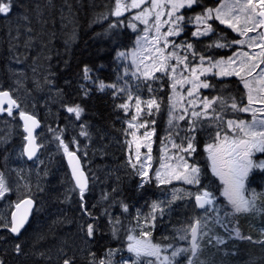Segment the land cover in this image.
<instances>
[{
  "label": "rangeland",
  "instance_id": "1",
  "mask_svg": "<svg viewBox=\"0 0 264 264\" xmlns=\"http://www.w3.org/2000/svg\"><path fill=\"white\" fill-rule=\"evenodd\" d=\"M130 2L131 0H121L122 4H130ZM160 2L165 6L154 10L147 24L134 17L144 8L150 7L151 0H145L140 8L122 11L121 15L131 11L129 27L135 32L136 37L130 50L116 55L122 66L123 77L128 81L125 86L126 91L135 92L136 88L141 91L146 87L151 91L152 81L159 76H162V81L166 79L168 83L167 108L158 145L155 143L154 122L146 116L150 112L155 114V105L152 107H155L153 110L147 105V101L152 99H143L141 95L131 93L124 101L127 108L122 107L123 103L119 104L121 114L128 116L126 119L127 137L119 142V149L122 153L113 155L114 148L109 149L111 147H106L110 153H105L103 141L98 136L99 130L97 127H91L85 120L84 111H81L79 118L74 112H68L69 107L74 108L76 105L63 104L58 90L53 86V89L47 90V95L44 97L38 98L33 94V101H31L22 85L19 87L20 82L23 84L27 82L24 76L25 71L21 73L18 66L17 70L13 69L12 76L8 77L7 83L10 85L8 92L18 105H22L21 111L26 109L27 103L32 112L27 113L36 117L42 125L35 135L39 153L34 160L27 162L22 153L24 137L19 122L20 110L13 111L11 116L7 111L0 113V147L6 146L5 152L0 157V174L8 188V191L0 197V264H63V260L66 259H73L74 262L71 264H92L87 258L89 239L85 234L86 215L83 213V206L87 202L79 199L81 196H78V200L82 201L83 205L73 199L72 191L76 190L65 164V148L79 157L91 192L102 195L104 202L109 205L111 214H107V217L111 222L112 217L116 220L112 224L117 227L119 218H122L119 215L120 212L127 220H131L123 226L124 230L130 231L125 237L124 246H127L129 235L157 244L152 238V233L158 231L156 238L161 242L164 240L165 247L159 243L162 249L160 260L155 257H140L139 264H145L147 260L154 261V264H161L164 256L172 258V252L177 249L188 251L181 252L179 256L173 258L175 264H187L191 257L188 245L189 230L194 220L199 221L200 230L197 241L198 252L193 256L192 264H264V197L255 201V207L252 210L236 213L225 197V201H221L215 195L216 203L211 208L201 211L195 209L193 198L202 190H211L213 194H216L217 187L214 178L218 177L212 173L214 178L207 180L200 175L199 185L188 184L182 178H176L185 174L183 168L185 161L188 165L194 166L188 160L192 156V151L183 149L187 147L189 139L194 137L193 132L196 129H201L203 132L204 151L208 159L206 146L216 142L217 131H221V136H223L222 130H226L228 120L251 122V113L234 109L232 111L238 114V118L216 119L217 116L211 115L214 103L207 109V117H205L203 102L207 97L204 92L212 87L193 88V83L207 82L210 85L212 78L223 80L234 77L246 93L244 103H235L239 104V107L247 106L248 90L239 77L218 75L216 69H211L203 75H200V72L202 68H210L211 64L219 60L227 61L240 52H249L257 56L264 49L259 46H250L249 41H252L254 45H263L259 38L261 36L260 27L242 36L227 24L220 23L219 20L207 21L209 25L215 21L230 29L237 37L235 41H245L243 45L233 42L224 43L219 37L207 39L212 31L207 34L193 35L198 28L203 31L204 26L197 23L195 19L197 15H187L184 20L177 22L181 29L179 35L166 37L169 43L165 48L163 33L172 27L167 16L171 6L167 0H160ZM227 2L237 3V0H227ZM238 2L243 4L246 0H238ZM253 2L257 4L256 11H260L258 0H253ZM222 3H225V0H220L216 7ZM188 8L190 7L179 9L173 14L171 20H175L177 15L183 16L181 11ZM206 10L200 15H204ZM156 11L163 13L159 34L155 29ZM248 11L251 12V9ZM255 19L259 20L257 16ZM237 26L238 28L245 27L244 20L241 19ZM252 26V24L247 25V27ZM185 31H189L188 37L190 36L197 44L184 37ZM157 35L161 37L158 44L154 43ZM145 37H147L146 40ZM189 44L192 45L191 48L187 47ZM217 44L224 46L217 47ZM233 46L235 49L225 58L212 59L206 55V52L213 48L227 51ZM157 48H163L164 54L175 53V56L166 61L170 66L168 72L155 71V66L159 62L157 58H162L161 53L156 51ZM121 53L124 55H120ZM176 57L180 58V63H177ZM184 57L187 59L184 60ZM171 66L176 67L174 73L171 72ZM193 68L196 69L195 74L191 71ZM261 70H264V64L255 70L254 76L258 75ZM196 76H199L198 81ZM247 79L251 80L253 77H247ZM174 83L176 84L175 89L172 87ZM123 89L121 85L115 88L119 92H123ZM189 90L193 93L191 96L188 95ZM137 99L140 100L139 105L136 103ZM232 103L227 102V105L231 107ZM253 107L261 108L264 105L257 103ZM193 112L201 113V115L193 116ZM180 116L184 119H180ZM145 133L148 135L146 136ZM230 135H232L231 132ZM255 153L264 156V153ZM97 157L101 160L99 165H97ZM113 161L116 162L113 163ZM209 167L211 168L210 164ZM158 172L163 183L157 179ZM142 173L147 175H142ZM123 175L127 176V187L131 189L133 184V189H129L126 199L120 195L114 196ZM157 188L159 190H156ZM222 190L219 191L221 195ZM248 190L246 196L249 199H251L253 190L257 193H264L263 186L260 189ZM96 194H94L95 197H97ZM25 197L34 201V209L23 234L18 239H14L7 231V228H10V213L13 205ZM66 200L68 204L65 203ZM74 201H76L75 204L71 205ZM112 210L118 211L119 218L111 217ZM158 225L159 229H157ZM142 232L150 233V235L142 236ZM17 245H19V250H17ZM124 246L117 245L120 248L103 251L106 254L103 257L99 255L102 260L94 264L122 262L123 260H117L118 258L115 257L120 254V251L124 252ZM134 261L132 264H137L138 260L134 259Z\"/></svg>",
  "mask_w": 264,
  "mask_h": 264
},
{
  "label": "trees",
  "instance_id": "2",
  "mask_svg": "<svg viewBox=\"0 0 264 264\" xmlns=\"http://www.w3.org/2000/svg\"><path fill=\"white\" fill-rule=\"evenodd\" d=\"M219 1L198 0L181 13L184 17L200 15L208 8H215ZM6 2L10 4V11L7 14H0V91L9 90L8 77L10 78L13 69L17 70L19 66L21 73L25 71L24 76L27 80L26 84L20 82L19 87L22 85L31 101L33 94L38 98L44 97L47 90L53 86L58 90L63 104L78 105L84 111L85 120L91 127H97L99 130L98 136L103 141L105 153H110L106 147H111L109 149L115 150L113 155L122 153L119 142L127 137L128 116L121 114L119 104H124L131 93L141 95L143 99H154L159 107L157 109L155 106L154 115L150 112L146 116L154 122L155 143L158 145L167 108L168 83L166 79L162 81V76H159L152 81L151 91L148 87L141 91L138 88L135 92L126 91L128 81L123 77L122 66L116 58L117 53L130 50L135 41L136 34L129 27L131 11L120 16L114 15L117 0H6ZM211 27L212 33L207 39L219 37L222 42L228 43L237 38L230 29L215 21ZM188 34L189 31H185L184 37L197 44L190 36L188 37ZM234 49L235 46L227 51L213 48L207 51L206 55L212 59L225 58ZM85 67L89 69L87 79ZM101 83L105 85L103 90L100 89ZM119 85L124 87L123 92L115 90ZM210 86L212 88L204 92V95L207 100L216 101L212 105L211 115L221 119L238 118V114L227 105V102L240 104L245 102L246 93L238 80L234 77L223 80L212 78ZM19 107L21 111L22 105L19 104ZM23 111L32 113L27 103ZM193 135L192 142L196 150L188 160L200 169V175L204 179L209 178L201 129H196ZM5 150L6 146L0 147V157ZM96 160L99 165L100 158L97 157ZM126 177L123 175L119 184L117 183L118 189L114 196L127 198L130 188L127 187ZM72 193L73 199L78 200L76 191L74 193L73 190ZM65 203L68 204L67 200ZM105 205L107 214L110 215L109 205L106 202ZM117 212L112 210L114 216L118 217ZM119 215L122 216L118 217L119 221L126 219L121 212ZM156 236L158 231L152 233L155 243L164 245V240L161 242Z\"/></svg>",
  "mask_w": 264,
  "mask_h": 264
},
{
  "label": "snow or ice",
  "instance_id": "3",
  "mask_svg": "<svg viewBox=\"0 0 264 264\" xmlns=\"http://www.w3.org/2000/svg\"><path fill=\"white\" fill-rule=\"evenodd\" d=\"M198 0H167V3L170 4L171 10L167 12V16L171 21L172 27H169L168 30L163 33L164 47L166 48L168 45V41L166 37L179 35L181 29L179 27L178 21L184 20V16L177 15L175 20H171L174 13L178 12L179 9L184 7H192L194 3H197ZM145 3V0H131L130 4H122L121 0H117L116 10L114 15L120 16L124 9H136L140 8L142 4ZM258 4L260 7V11L257 12V4L253 2V0H246L245 3L240 4L237 0V3H228L225 0V3L220 4L219 7L208 8L204 15H197L195 17L198 24L203 25V31L199 28L197 32L193 33V35L198 34H207L212 31L211 25L207 23V21L211 19L219 20L222 24H227L228 27L232 28L234 31H238L240 35L245 36L248 32L255 31L257 27L264 26V19H255L256 16L264 17V0H258ZM165 5L160 2V0H151V6L148 8H144L138 15L134 17V19L140 20L142 23L147 24L148 19L151 16L152 12L157 9L163 8ZM251 9V12L248 11ZM10 11V4L6 2V0H0V14H7ZM213 13L215 15L213 16ZM163 13L161 11H156L155 15V29L157 34L160 33V24H161V15ZM243 19L245 23V27L238 28L239 21ZM248 24H252V27H247ZM133 27H135L133 25ZM260 39H264V35L259 37ZM145 40L147 37L144 38ZM161 39L160 35H157L154 38V43H159ZM233 43H238L243 45L245 43L244 40L233 41ZM250 46H259L264 49V45H254L252 41H249ZM217 47H223L224 45L217 44ZM188 48H191L192 45H187ZM157 52L161 53V57H158V65L155 66V71H163L168 72L169 65L166 61L175 56V53L164 54L163 48H157ZM120 55H124L121 53ZM135 55V54H134ZM177 63H180L181 60L179 57H176ZM184 60L187 57L183 58ZM258 62H254L257 61ZM201 61H203V57H201ZM261 64H264V50L257 54V56L251 55L249 52H240L237 53L235 57H230L227 61L219 60L215 63L211 64L210 68H202L200 75H203L205 72L210 71L211 69H216V74L218 75H235L241 79L244 83V87L248 90V105L239 107L235 102L231 104V108L237 111H242L246 113L252 114L251 122H246L244 120H240L239 122L235 120L227 121L226 130H222L224 132L223 136H221V131L216 132V142L209 143L206 146V151L208 153V160L210 161L211 171L217 176L223 185L222 195L228 201V204L231 205L233 210L236 213L248 212L255 207V201L264 197V193H257L255 190L251 192V199L246 196V193L249 191L246 187V181L248 180L249 174L253 169L264 170V160L256 161L254 160L253 154L254 152L264 153V107L256 108L253 107L254 104L264 105V70H261L260 73L254 76V72L257 68L260 67ZM236 65V67H233ZM176 67L171 66V72H175ZM192 73L195 74L196 69H191ZM85 78H88L89 69L85 67ZM145 76H148V73H145ZM247 77H253V79L249 80ZM187 79V78H184ZM196 80H199V76H196ZM258 85V86H254ZM210 85L207 82H199L193 83V88H208ZM105 85L101 83L100 89L103 90ZM114 87V85H112ZM173 89L176 88V84L172 85ZM256 93V95H254ZM193 93L191 90L188 91V95L191 96ZM7 103V108L3 107L4 103ZM215 100H207L205 99L204 103V112L203 115L207 117V109L211 107ZM137 105H139L140 100L137 99ZM148 107L151 109L153 105H155L158 109L159 105L156 103L154 99L147 101ZM13 107L18 108L16 100L12 99L7 91H0V112L7 111L8 115L11 116L13 113ZM122 107L127 108V104L122 105ZM175 107V105H173ZM68 112L75 113L76 117L79 118L82 109L77 105L76 107H69ZM19 115L21 119L25 121L24 129L27 132V137L30 142H33L32 129L28 126V121H31L33 126H38L37 121L31 116L26 114L24 111H20ZM193 116L199 117L201 113H192ZM220 117H216L219 119ZM180 119H184L183 116H180ZM171 123V121H170ZM143 126V125H141ZM231 132L232 135L228 133ZM147 136L148 134L145 133ZM193 138L189 139L187 147L184 148V151L191 150L194 152L196 149L192 143ZM175 146V145H174ZM150 150V148H149ZM65 152L71 157L72 153L68 152V149L65 148ZM35 155V149L29 152V158ZM151 157H149L150 159ZM183 159V158H181ZM184 173L181 176H177V179L182 178L185 183L188 184H200V169L196 166H190L185 161L183 164ZM76 169H73V174H76ZM82 176L83 173H80ZM142 175H147L146 173H142ZM157 179L160 180V174L157 173ZM163 183V180H160ZM77 184L80 187L81 197L83 198V193L85 191L86 184L81 183L80 179H77ZM8 191L6 187L5 181L3 179L2 174H0V197L4 195L5 192ZM191 195V194H189ZM195 201L200 208H204L205 205L213 204L212 194L209 191H203L202 193H198L195 195ZM32 204L31 200H24L20 203L16 204V212L12 213V222L9 230L12 233L19 234L20 229L24 227V224L27 221L28 209ZM27 206V207H24ZM154 207H156L154 205ZM125 211L127 208L125 207ZM199 224V221H197ZM7 227V225H5ZM87 235L91 237L93 235V225H87ZM141 235H150V233H141ZM192 235V245L191 252L193 255L196 254L198 249L197 244V228L193 227L191 229ZM128 240L131 242L128 245V251L135 254L137 258L140 257H155L157 260H160V252L161 248L158 244H154L151 241H144L137 239L136 237L129 235ZM17 250H19V245H17ZM187 249H177L172 252V258L168 256L163 257V261L161 264H175V260L173 258L180 255L181 252H186ZM64 264H71V260H64ZM137 264H139V259ZM145 264H154V261L147 260ZM188 264H192V260H188Z\"/></svg>",
  "mask_w": 264,
  "mask_h": 264
},
{
  "label": "flooded vegetation",
  "instance_id": "4",
  "mask_svg": "<svg viewBox=\"0 0 264 264\" xmlns=\"http://www.w3.org/2000/svg\"><path fill=\"white\" fill-rule=\"evenodd\" d=\"M229 135H230V132H229ZM263 157L264 156H259V153L254 152L252 158L256 161H259ZM262 160H264V158ZM207 163H208L207 171L210 174L209 178L213 179L214 176L211 172V168L209 167L210 163H209L208 159H207ZM214 181H215V185L217 187L216 194H213L212 191L209 190V192H211V194H212L213 204L216 203L215 202V200H216L215 195H217V197H219V199L221 201H225L224 196L219 193V191L223 189V185L221 184L219 178L215 177ZM262 186L264 187V170L253 169L252 172L249 174L248 180L246 181V187L248 189H251V188L260 189ZM203 191H205V190H202V192ZM74 193H75V191H74ZM93 193L96 194L95 192H91V188L89 187V183H88V186L83 193L84 194L83 198L80 197L81 196L80 191L76 190V194H78V196L80 197L79 199L86 200V202H87L83 206V213H84V215H86V217H85V228L87 229L88 224L93 225V235L91 237H89L87 235V230L85 231L86 237L89 239V242H87V245H89L87 247L88 248L87 255H89V256L87 258L89 259V261L92 264H94V262H97L100 259L102 260V258H100L99 255H102V257H103V255L106 254V252H103V251H105L107 249H111V248L117 249V248H120L121 246L125 245L124 244L125 243V237L128 235V233H130V231L128 229L124 230L123 226H124V224L127 225L128 223L131 222V220H129V219L127 220V218H126L125 220L118 221L117 227L114 226L112 224V222L116 221L112 217V216H114V214L112 213V215H111V217H112V222H111L107 217V210H106L107 208H106L104 200L102 199V195L96 194L97 197H95V195ZM78 201H79V203H81L83 205L82 201H80V200H78ZM75 202L76 201L72 202L71 205L75 204ZM136 204L137 203H134V205H136ZM9 219H10V217H9ZM125 227H127V226H125ZM25 229L26 228H24L17 235V237H14V236H12V237L14 239H18L23 234ZM7 231H8V233H10L8 228H7ZM129 243H131V242L127 241V246H124L125 247L124 252L120 251V254L116 255V257H115V258H118L117 260H119V259L123 260L120 263L132 264V262H135L134 259L135 260L139 259L135 256L134 253L128 251ZM117 245H120V247H117ZM70 260H71V263L74 262L73 259H70ZM120 263H119V261H117V264H120ZM63 264H64V260H63ZM100 264H101V262H100Z\"/></svg>",
  "mask_w": 264,
  "mask_h": 264
},
{
  "label": "water",
  "instance_id": "5",
  "mask_svg": "<svg viewBox=\"0 0 264 264\" xmlns=\"http://www.w3.org/2000/svg\"><path fill=\"white\" fill-rule=\"evenodd\" d=\"M258 12H259V11H258ZM257 17H258L259 19H264V17H259V16H257ZM260 31H261V36L264 35V26H261V27H260ZM262 43H263V45H264V39H262ZM7 92H8V91H7ZM8 93H9V92H8ZM9 95H10V93H9ZM10 97L13 99V97H12L11 95H10ZM3 107H4V108H7V103H6V102L3 104ZM18 108H19V107H18ZM18 108L13 107V111H17ZM0 113H1V112H0ZM26 114H28V113H26ZM28 115H31V114H28ZM31 116H32V115H31ZM32 117L37 121L38 126H33L32 123H31V121H28V126L32 129V136H33V142H30L28 139H26V137H27L28 134H27V132H26L25 129H24L25 121H24L23 119H21V117H20V115H19V122H20V124H21V131H22V134H23V137H24V145H23V148H22V153H23V157L25 158V160H26L27 162H30V161L34 160L35 157H36V156L38 155V153H39V146H38V144H37V141H36V137H35V135H36L37 131L40 130L41 123H40V121H39L36 117H34V116H32ZM33 149H35V155H33L31 158H29V152L32 151ZM70 153H72V156H71V157H70L68 154L65 155V164H66L67 170H68V172H69L70 178H71V180H72V182H73V184H74V186H75V188H76L77 190L80 191V187H79V185L77 184V179H78V178L80 179L81 183H85V184H86V187H85V189H86V188H87V184H88V182H87V176H86V174H85V172H84V170H83V168H82L81 161H80L79 157L76 155V153H74V152H70ZM74 168L77 170L75 175L73 174V169H74ZM80 173H83V175L81 176ZM24 200H31V201H32V204H31L30 208L28 209L27 221H26V223L24 224V227L20 229V232H21V231L27 226L28 222L30 221L31 214H32V211H33V208H34V202H33V200H32L31 198H29V197H25V198L21 199V200H20L19 202H17V203H20V202H22V201H24ZM17 203H16V204H17ZM16 204L13 206V209H12V211H11V213H10V227H11V222H12V213H13V212H16ZM193 204H194V207H195L197 210H204V209H206V208L212 206V204H211V205H205L204 208H200V207L197 205L196 201H195V196H194V198H193ZM24 207H27V206H24ZM197 221H198V220H195V221L193 222V224L191 225L190 230H189V240H188V245H189V248H190V252H191V245H192L191 229H192L193 227H196V228H197V240H198V236H199L200 224H197ZM9 232H10L14 237H17V235H18V234L12 233L10 230H9ZM20 232H19V233H20ZM197 250H198V249H197ZM196 253H197V251H196ZM193 256H194V255H193L192 252H191V257H193Z\"/></svg>",
  "mask_w": 264,
  "mask_h": 264
}]
</instances>
